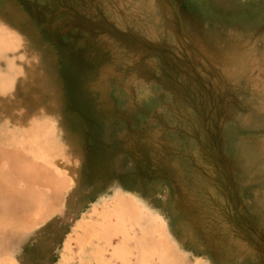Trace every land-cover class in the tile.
Wrapping results in <instances>:
<instances>
[{
	"label": "rangeland",
	"instance_id": "374dc122",
	"mask_svg": "<svg viewBox=\"0 0 264 264\" xmlns=\"http://www.w3.org/2000/svg\"><path fill=\"white\" fill-rule=\"evenodd\" d=\"M0 156V264H264V0H0Z\"/></svg>",
	"mask_w": 264,
	"mask_h": 264
},
{
	"label": "bare ground",
	"instance_id": "6f19581e",
	"mask_svg": "<svg viewBox=\"0 0 264 264\" xmlns=\"http://www.w3.org/2000/svg\"><path fill=\"white\" fill-rule=\"evenodd\" d=\"M11 155H12V154H11ZM12 156H13V155H12ZM5 157H6V156H5ZM0 158H1V156H0ZM7 158H8V157H7ZM13 158H14V156H13ZM23 167H24V166H23ZM25 167H26V166H25ZM2 169H3V168H2ZM24 169H26V168H24ZM24 171H26V170H24ZM0 172H1V171H0ZM3 172H4V171H3ZM3 172H2V173H3ZM5 172H6V171H5ZM5 172H4V173H5ZM8 172H9V171H7V174L10 176V174H12V173L9 174ZM12 176H13V174L10 176V178H11ZM14 176H17V173H15ZM14 176H13V177H14ZM10 178H9V177H6V185H7L6 188H8L7 190H11V191H15V190H16V191H19V190H20L19 192H21V193L24 192V189H19V190H18V188H20V187H18V188L16 187L17 189L14 188V187H15L14 182L12 181V179L10 180ZM15 178H16V181L18 180V178L20 179V177H18V178H17V177H14V180H15ZM21 181H23V180H21ZM24 182H26V179L24 180ZM26 183L28 184V182H26ZM56 184H57V183H56ZM17 185H18V181H17ZM30 186H31V185H30ZM24 187H25V186H24ZM24 187H23V188H24ZM7 190L4 189V190L2 191V193H4V194H8V193H9L8 196H7V197H9V198H7V200H8V202L10 203V201H11V200H14V199L10 198V192L7 191ZM25 190H26V188H25ZM27 191H28V189H27ZM33 194H34V193H33ZM20 195H21V194H20ZM30 195H31V194H30ZM3 199L5 200V198H3ZM1 202H2V201H0V203H1ZM6 203H7V202H6ZM1 204H2V203H1ZM2 205H3V204H2ZM2 205H1V207L3 208ZM2 208H1V209H2ZM1 209H0V210H1ZM8 225H9V224H8ZM8 258H9V257H8ZM2 261H3V260H2Z\"/></svg>",
	"mask_w": 264,
	"mask_h": 264
}]
</instances>
